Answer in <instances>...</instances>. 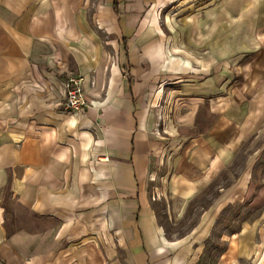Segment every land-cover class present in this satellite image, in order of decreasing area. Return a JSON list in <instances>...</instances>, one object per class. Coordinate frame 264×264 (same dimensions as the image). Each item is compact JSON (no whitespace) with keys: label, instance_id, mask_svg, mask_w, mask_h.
<instances>
[{"label":"crops","instance_id":"obj_1","mask_svg":"<svg viewBox=\"0 0 264 264\" xmlns=\"http://www.w3.org/2000/svg\"><path fill=\"white\" fill-rule=\"evenodd\" d=\"M168 6L182 31L160 28ZM242 58L246 90L227 71ZM66 72L91 99L80 112L61 109ZM246 143L261 146L232 176ZM262 149L264 0H0V264H201L245 195L257 216L211 264H264ZM225 173L168 238L155 202L180 212Z\"/></svg>","mask_w":264,"mask_h":264},{"label":"rangeland","instance_id":"obj_2","mask_svg":"<svg viewBox=\"0 0 264 264\" xmlns=\"http://www.w3.org/2000/svg\"><path fill=\"white\" fill-rule=\"evenodd\" d=\"M173 9H174L173 6L166 7L162 15L160 16L161 18L159 20L160 28L167 34L171 31V29L176 30V32L183 29V22L182 20H180L181 17H177L179 16L178 14L175 15L177 18L173 16L172 14V12L174 11ZM175 9L177 10V7H175ZM180 11H183V8H180ZM165 12L166 14H164ZM181 13L182 12H179V14ZM171 16L174 22L169 21ZM164 18H168V22H165ZM182 40L184 41V39ZM111 56H112V60H115V56L114 55ZM227 67H228L227 71L229 73V77H228L229 81H232V83L237 82L238 85L240 83L241 84L240 88L246 90L247 87L243 85V83H245L244 81H248V78L251 75V69H249L250 62L245 61V58H242L239 65L237 66L227 65ZM203 77L204 76H199L193 80L202 81L204 80ZM167 87H168L167 84L163 87L164 95H167L168 93ZM145 88L149 89L150 86ZM148 93L152 94V92H150L149 90ZM259 146H261L260 143L245 144L243 150L239 152V154L237 155L235 159V164H233V166L230 169L232 170L231 172L233 173L232 176L234 175L236 176L239 174L243 166L242 165L243 161L245 157H247V154L252 153L254 149L258 148ZM261 153L262 154L264 153V149L261 150L260 154ZM263 165H264L263 162L259 161L254 166L255 171L253 172V174H254V179H257L256 186L258 185L261 171L263 169ZM160 168L161 170L163 169L162 164H160L158 171H156V175H153L151 178L149 177L151 180L154 179L157 180V174L158 175L160 174L159 172ZM227 175L228 174L226 173L222 175V177L219 178V181L214 182L205 190V192H203V195H201L198 198H195L192 202L188 203L186 206L183 205L180 212L177 211L174 213H170L168 211L169 205L166 200H159L160 202H155L154 210L157 216V221L159 225L163 228L168 238L172 239V238H178L184 236L197 224L202 210L210 206L211 203L216 198L218 192H221L222 189L219 190L218 185H222L223 188H225L230 184V181L227 180L228 179ZM232 176H230V179H233ZM152 186L154 187V185ZM150 191H154V188H150ZM157 197L159 196L156 193L151 195V199L152 198L157 199ZM244 197L246 198V195ZM244 197L243 198L237 197L235 200H230L232 201V204L227 206L223 211L224 213L219 216V220L217 222L216 228L213 231L211 239H209V243L205 247L204 250L205 258L203 259L201 264H211V262L215 259V256L223 247V245L219 242L218 239V237L221 234L228 233L229 230L230 231L235 230L237 229L238 226L248 223L249 221L253 220L254 217L257 216L258 208L255 209L253 207L252 208L248 207V204L244 199Z\"/></svg>","mask_w":264,"mask_h":264},{"label":"built area","instance_id":"obj_3","mask_svg":"<svg viewBox=\"0 0 264 264\" xmlns=\"http://www.w3.org/2000/svg\"><path fill=\"white\" fill-rule=\"evenodd\" d=\"M66 73L67 76L63 79L65 90L61 109L63 112H80L91 105V99L84 90L83 78L78 74Z\"/></svg>","mask_w":264,"mask_h":264}]
</instances>
